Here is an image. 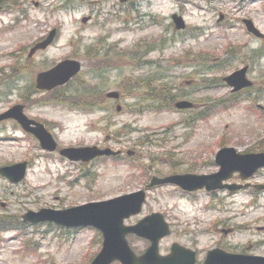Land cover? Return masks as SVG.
Segmentation results:
<instances>
[{"label": "rangeland", "instance_id": "rangeland-1", "mask_svg": "<svg viewBox=\"0 0 264 264\" xmlns=\"http://www.w3.org/2000/svg\"><path fill=\"white\" fill-rule=\"evenodd\" d=\"M175 12L184 18L183 28H176ZM244 18L264 32V0L6 1L0 8V112L24 103L28 114L50 126L59 145L98 144L122 148L126 155L133 150L149 170L133 168L128 157L84 164L49 154L7 121L0 124V136L6 137L0 139V165L32 162L21 183L0 176V216L18 224L30 209L125 194L174 169L213 172L211 160L224 145L264 149V117L246 104H264V39L248 32ZM53 28L58 29L54 42L31 55L32 46ZM68 57L82 61L81 73L57 91L36 92L37 73ZM245 64L256 85L247 93L233 92L224 77ZM113 90L120 99L107 96ZM249 93L253 98L245 97ZM187 96L188 109L162 107ZM55 99L62 102L36 103ZM227 102L234 107L226 111ZM154 137L162 144L140 145ZM252 183H264V172ZM181 193L171 185L148 189L142 213L127 223L164 214L172 232L161 238L159 252L168 254L178 243L195 250V264H205L217 247L264 255L263 191L238 192L220 204L204 193ZM0 239V264H89L102 247L95 228L55 223H27L3 230ZM128 240L137 253L149 246L135 235Z\"/></svg>", "mask_w": 264, "mask_h": 264}, {"label": "water", "instance_id": "water-1", "mask_svg": "<svg viewBox=\"0 0 264 264\" xmlns=\"http://www.w3.org/2000/svg\"><path fill=\"white\" fill-rule=\"evenodd\" d=\"M5 0H0V5ZM176 27L181 28L185 23L181 16L175 14L173 16ZM86 20V18H84ZM248 28L257 35H261L251 20L246 21ZM55 31H52L49 38L43 43L37 44V47L46 46L54 37ZM81 69V63L75 59H66L58 63L50 70L43 71L38 74L37 86L39 88L52 89L55 86L62 85L71 79ZM244 70L238 71L227 77L229 83H235L237 87L250 84L244 78ZM109 97L118 98V91H110L107 93ZM183 106V103H180ZM120 109V107H118ZM7 117H16L28 129L30 120L23 113L22 105H15L8 111L0 114V119ZM36 127L32 131L41 139L43 147L54 150L57 143L52 134L45 128L42 123H36ZM62 153L74 159L90 160L97 155L114 153L110 148L101 149L98 146L86 147H71L62 150ZM228 154V151L223 150L219 155ZM264 159V156H261ZM261 161L256 155H246L234 157L224 162V165L237 164L239 166L254 165ZM27 162H21L14 165L3 166L0 168V173L7 176L13 181H20L25 177ZM252 173V172H251ZM184 177L171 176L166 179H158V182L176 181L180 182ZM218 179V176L203 175L194 179L185 180L183 183L189 187L204 186ZM155 183V181L153 182ZM144 191H139L127 195L118 196L109 200L94 201L87 204L64 210L41 209L39 212L29 211L23 215L25 220L33 222L54 220L65 225L83 224L94 225L102 230L104 234V247L97 255L92 264H108L114 259H120L123 264H186L193 262V254L188 256H179L177 254L176 245L173 247V253L169 256H161L158 252L159 238L169 232L168 225L164 221L163 215L156 213L140 221L133 226L124 225V219L133 213H138L142 208L144 201ZM128 232H137L141 235H146L152 239V245L142 256H136L128 245L125 238ZM213 254V255H212ZM244 259V261H241ZM206 264H264V257L258 256H241L234 254H225L217 249L210 253Z\"/></svg>", "mask_w": 264, "mask_h": 264}, {"label": "trees", "instance_id": "trees-1", "mask_svg": "<svg viewBox=\"0 0 264 264\" xmlns=\"http://www.w3.org/2000/svg\"><path fill=\"white\" fill-rule=\"evenodd\" d=\"M173 98L174 97H178L179 96V93L177 92L176 95H172ZM174 102V100H171L170 102L168 103H165V104H162L163 108L165 107H169L170 105H172V103ZM76 105H81V104H75ZM83 107H86V108H93V106H89V105H82ZM155 108H159V107H156L154 106ZM6 218V217H5ZM8 219H11V218H8ZM16 223H14L13 221L10 223V222H7V219H4V216H0V231L3 230V229H9V228H12L14 227Z\"/></svg>", "mask_w": 264, "mask_h": 264}, {"label": "flooded vegetation", "instance_id": "flooded-vegetation-1", "mask_svg": "<svg viewBox=\"0 0 264 264\" xmlns=\"http://www.w3.org/2000/svg\"><path fill=\"white\" fill-rule=\"evenodd\" d=\"M33 118H35V119H37V120H40V118H37V117H33ZM11 121H13V120H11ZM2 122H0V124H1Z\"/></svg>", "mask_w": 264, "mask_h": 264}]
</instances>
